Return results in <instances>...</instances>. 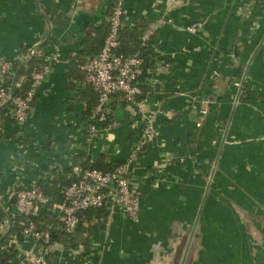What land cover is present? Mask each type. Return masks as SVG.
<instances>
[{
  "label": "crops",
  "instance_id": "0c3cea01",
  "mask_svg": "<svg viewBox=\"0 0 264 264\" xmlns=\"http://www.w3.org/2000/svg\"><path fill=\"white\" fill-rule=\"evenodd\" d=\"M245 1L124 0L122 32L131 43L137 26L174 23L158 25L144 43L153 60L150 96L171 116L158 119L156 140L133 162L137 220L118 210L104 230L82 224L70 237L78 234L88 253L74 256L55 240L51 264H264V0ZM113 2L0 0L1 58L28 45L59 52L27 119L0 124V244L11 234L6 191L16 182L67 179L79 157L121 162L140 134L134 106L112 97L113 124L89 140L86 105L95 92L68 63L85 52L86 30L101 31ZM197 21L199 30L185 29ZM232 135L242 142L227 144Z\"/></svg>",
  "mask_w": 264,
  "mask_h": 264
},
{
  "label": "built area",
  "instance_id": "2783aa9c",
  "mask_svg": "<svg viewBox=\"0 0 264 264\" xmlns=\"http://www.w3.org/2000/svg\"><path fill=\"white\" fill-rule=\"evenodd\" d=\"M124 0H114L111 12L107 15L109 24L108 32L101 48L91 57L79 65L83 72L84 81L97 93V103L92 109L90 122L85 125L87 138L97 136L99 130L108 120L113 124L109 102L113 96L124 104L132 105L136 114H139L140 134L132 146L128 156L113 170H100L97 168L81 169L73 168L74 180L65 186L60 192V200L56 201L52 196L44 193L38 180L29 182H16L7 191L9 206L7 208L17 217L22 240L16 233L9 234L8 244H13L17 250L15 260H9V264H51L48 260L52 248L51 233L56 229V222L60 224L63 233L70 237L82 224V212L89 208H105L110 214L120 211L133 220H137L140 209V191L138 185L132 181L133 162L139 153L145 152L146 146L156 140L158 135L157 123L159 118L170 117L171 110L160 106L158 100L152 99L150 92V77L141 80L143 75L142 58L137 55H126L119 51L120 28L123 22ZM170 23L171 18H157L150 22L144 30L141 40L146 43L158 25ZM203 22L197 21L185 26L188 31H196L201 28ZM36 46H32L29 54L16 55L11 58L0 57V108L6 103H11V117L20 124L28 116L31 101L34 99L38 87L51 71V65L59 61V52L54 50L46 52L42 66L31 72V83L24 95H15L19 87L20 79L11 82L15 62L27 61L35 53ZM216 71L211 76L215 77ZM150 87V92L144 93L142 86ZM236 87L243 86L238 79ZM235 98V102H237ZM208 99H200V114L207 113ZM109 122V121H108ZM137 121L132 123V126ZM109 125V126H110ZM29 186L23 187L24 184ZM23 185V186H22ZM22 187V188H18ZM13 202V203H12ZM44 213L50 214V219L39 227L33 218H38ZM32 240L31 248H25L24 242ZM40 245L37 247V245ZM5 245L0 246L4 248ZM82 243L69 248L74 256L83 252Z\"/></svg>",
  "mask_w": 264,
  "mask_h": 264
},
{
  "label": "trees",
  "instance_id": "16d2710c",
  "mask_svg": "<svg viewBox=\"0 0 264 264\" xmlns=\"http://www.w3.org/2000/svg\"><path fill=\"white\" fill-rule=\"evenodd\" d=\"M110 12H111V9L108 14H110ZM66 19H67L66 17H63V20H66ZM108 28H109V24H108L107 19H105V21L102 24V27L100 28L101 31L99 29L95 30L94 27L86 30L85 37L83 40V43L86 46V50L84 52L85 55L84 53L80 54L79 52H74L70 54L68 63L74 64L75 66L78 65L79 67V65L82 64L87 58L94 55L101 48L104 38L108 32ZM122 29L123 27L121 26L120 38H119V48H118L119 51L123 52L126 55H137L140 58H142V67H143L144 72H143V75L140 77V79L143 80L146 77H150L151 74L153 73V60L152 58H150L151 52L148 46L143 44L141 40V37H142V34L145 28H143V26H137V28L132 29L131 31V34L133 37L132 43L131 41L129 42L128 40H126V37L124 36V33L122 32ZM92 32H94L93 36H91ZM127 38H131V36ZM31 47L32 46L30 45L21 47L19 48L17 54L19 56H25L29 54ZM34 49H35V53L32 55L31 58L27 60L26 63L18 62V61L15 62V71H14L11 82L15 83L21 78L19 87L15 91V95H24L26 93L31 83V77H30L31 72L35 69H39L43 64L46 51L43 50L42 45H38ZM78 73L80 75L79 78H83L84 80L83 72L80 70L78 71ZM243 83H245V80L243 81ZM142 88L145 94L151 91L150 87L146 84H144ZM95 96H94L95 101L93 103L88 104V106L86 105V112H87V118H88V121L86 122V124L91 121L90 120L91 112L97 103V93L96 92H95ZM113 97L116 98V95ZM33 100L31 101V104ZM11 106H12L11 103L8 102L5 104L4 107L0 108V124H2L5 121H14L13 118L11 117L12 116ZM108 121L103 127H108L111 124V121L110 120ZM140 155L142 154L139 153V156ZM121 162L120 161L118 162L108 161L106 158L91 160L87 156L79 157L72 164L70 168V171H69L71 172L70 177H67V179L61 178L62 180H60L53 174V178L45 179V180L43 179L39 181V185L43 189L45 194L50 195L53 197L54 200L59 201L60 196H61L60 192L62 191V189L65 186H67L69 183H71V181H73L75 178L73 174V168L75 166H78L81 169L97 168V169L104 170V171H108V170L110 171V170H113L116 166H118ZM27 186L29 185L25 183L23 187H27ZM18 188H22V187H18ZM109 214L110 212L107 209L102 208V207L89 208L87 210H84L81 214L83 227L88 226L89 223L91 222V224L95 226V228L99 230H104ZM8 216L12 220V227L10 229V233L11 234L16 233L18 235L19 240H22V236L20 235V229L18 226L17 217L14 216L10 211L8 212ZM33 219L39 227H43V223L50 219V214L44 213L42 216L38 218H33ZM62 233L54 234V231H52L51 242L55 240H60L64 243L65 242L69 243L70 247L72 246L74 247L75 245L77 246L79 244L80 237L77 236L78 234H75L73 237L66 238L64 233H63L64 237L62 236ZM7 238H3L0 244V246L5 245L4 248H0V264H9V260L11 259L12 261L15 260V256L17 254V250L15 246L13 244H8ZM86 248H87V245L84 246L83 252H81L80 255H84L88 253V249Z\"/></svg>",
  "mask_w": 264,
  "mask_h": 264
},
{
  "label": "rangeland",
  "instance_id": "374dc122",
  "mask_svg": "<svg viewBox=\"0 0 264 264\" xmlns=\"http://www.w3.org/2000/svg\"><path fill=\"white\" fill-rule=\"evenodd\" d=\"M251 1H256V0H246L245 1V4L247 5V6H252L251 5ZM252 19H251V26L252 27H254L255 25H256V18H253V17H251ZM241 80V79H240ZM242 81V80H241ZM243 84V83H242ZM240 88L241 87H236V89H238V90H240ZM237 95H238V93H236L234 96H233V99H234V101H235V98H237ZM233 136V137H232ZM230 138H229V140H225V142H227V144H236V143H240V142H242V138L241 137H239V136H234V135H232ZM263 137H256V138H253L254 140H256V139H259V140H261ZM250 140V139H249Z\"/></svg>",
  "mask_w": 264,
  "mask_h": 264
},
{
  "label": "water",
  "instance_id": "95a60500",
  "mask_svg": "<svg viewBox=\"0 0 264 264\" xmlns=\"http://www.w3.org/2000/svg\"><path fill=\"white\" fill-rule=\"evenodd\" d=\"M27 61H25V63H26Z\"/></svg>",
  "mask_w": 264,
  "mask_h": 264
}]
</instances>
